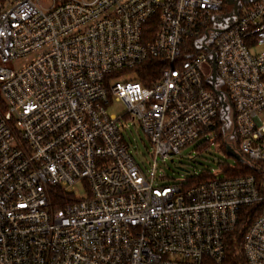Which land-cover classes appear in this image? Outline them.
I'll list each match as a JSON object with an SVG mask.
<instances>
[{
    "label": "built area",
    "instance_id": "2783aa9c",
    "mask_svg": "<svg viewBox=\"0 0 264 264\" xmlns=\"http://www.w3.org/2000/svg\"><path fill=\"white\" fill-rule=\"evenodd\" d=\"M224 6L0 1V264H220L247 207L243 256L264 264V0L209 43ZM151 60L163 69L145 85L135 70ZM217 90L233 109L226 146L253 171L156 186L159 160L199 141L221 148L229 113L224 122ZM113 100L124 115L108 114ZM126 116L153 148L151 180L129 151Z\"/></svg>",
    "mask_w": 264,
    "mask_h": 264
},
{
    "label": "rangeland",
    "instance_id": "374dc122",
    "mask_svg": "<svg viewBox=\"0 0 264 264\" xmlns=\"http://www.w3.org/2000/svg\"><path fill=\"white\" fill-rule=\"evenodd\" d=\"M250 2L254 0H249ZM249 2V3H250ZM232 0H225L224 11L220 13L215 20V24L219 28L229 27L236 19ZM245 7V2L240 4L239 11L243 10ZM216 33L212 32V37L209 41L215 39ZM23 65V62H9L7 64L8 69L17 70ZM137 76L135 73L126 75L125 81H136ZM217 86L220 90L225 92V86L221 83L220 79H217ZM226 101L228 98L226 96ZM228 116L226 119V130L225 135H232L233 132V109L231 105L227 107ZM107 112L109 115L122 116L127 112L126 105L121 101L113 100L111 104L107 107ZM226 116V111L224 108L220 110V117L225 122L224 117ZM126 123V128L124 131V137L129 145V151L141 170L144 177L151 180L153 176V148L149 142V139L143 133V130L139 123L133 121L130 116H126L124 119ZM224 133V132H223ZM230 141H234L233 137L230 136ZM236 167L238 161L234 157L228 156L223 149L220 148L219 144H204L203 142H197L193 145L188 146L182 150L180 155L172 159H166L165 161L159 160L157 168L155 171V185L165 186L173 185L185 181H191V179L199 177L203 174H216L219 176H224L221 174L224 170L223 166ZM178 167H182L188 172H182L178 170ZM74 196L76 198H86L87 188L85 183L80 182L74 189Z\"/></svg>",
    "mask_w": 264,
    "mask_h": 264
},
{
    "label": "trees",
    "instance_id": "16d2710c",
    "mask_svg": "<svg viewBox=\"0 0 264 264\" xmlns=\"http://www.w3.org/2000/svg\"><path fill=\"white\" fill-rule=\"evenodd\" d=\"M0 1H4V0H0ZM151 31H153V29H151ZM162 69H163V64L160 62V60H151L146 64H144L143 66L139 67L135 71L137 72L139 80L142 81L145 85H148L149 82H151L152 80H157L160 77ZM218 133H219L218 141L222 145L221 149H223L228 156L234 157L229 152V149L226 146L225 134L223 133L221 128L218 129ZM234 158L236 160L240 159L236 157ZM223 168L226 174L235 175V176L251 173L253 171L251 167L243 164L240 160H239V164L236 167H230L226 165L223 166ZM211 177H213L212 174H203L199 177L191 179L190 182L189 181L187 182L190 185H194L199 182H204ZM254 214H255V208L253 207H247L242 209L241 225L237 229L234 239H232L229 242L227 258L220 264H247L242 252V242H243V235L246 231V227L251 222L253 217H255ZM205 264H215V263L207 260L205 261Z\"/></svg>",
    "mask_w": 264,
    "mask_h": 264
},
{
    "label": "water",
    "instance_id": "95a60500",
    "mask_svg": "<svg viewBox=\"0 0 264 264\" xmlns=\"http://www.w3.org/2000/svg\"><path fill=\"white\" fill-rule=\"evenodd\" d=\"M231 4L234 6V11H235V14L237 15L238 14V6H237V3H231ZM233 25L234 24H232L230 27H232ZM223 31H224L223 29H217V30H215V33L220 34ZM214 63L215 62L213 60V65H215ZM216 80H217V75H216V71L214 70L213 77H212L213 83H216ZM216 93H217L218 96L221 97V99L223 101L224 109H227V102L225 101V98H224V95H223L222 91L217 90ZM172 162H173V160H172ZM178 170H180L182 172H188L187 170H185L182 167H178Z\"/></svg>",
    "mask_w": 264,
    "mask_h": 264
},
{
    "label": "flooded vegetation",
    "instance_id": "af4514ba",
    "mask_svg": "<svg viewBox=\"0 0 264 264\" xmlns=\"http://www.w3.org/2000/svg\"><path fill=\"white\" fill-rule=\"evenodd\" d=\"M245 2V4L249 3L250 1L249 0H232V3H237V6H238V10H239V7H240V4ZM234 8V6H233Z\"/></svg>",
    "mask_w": 264,
    "mask_h": 264
}]
</instances>
